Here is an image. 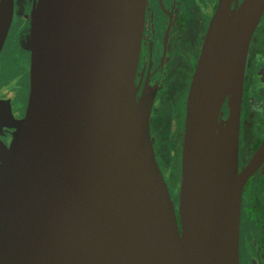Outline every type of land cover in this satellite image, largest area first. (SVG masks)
<instances>
[{"label":"water","instance_id":"obj_1","mask_svg":"<svg viewBox=\"0 0 264 264\" xmlns=\"http://www.w3.org/2000/svg\"><path fill=\"white\" fill-rule=\"evenodd\" d=\"M146 0H34L29 95L0 142V264H239L246 54L264 0H219L186 103L177 197L134 74ZM13 0H0V49ZM227 97V118L218 121Z\"/></svg>","mask_w":264,"mask_h":264},{"label":"flooded vegetation","instance_id":"obj_2","mask_svg":"<svg viewBox=\"0 0 264 264\" xmlns=\"http://www.w3.org/2000/svg\"><path fill=\"white\" fill-rule=\"evenodd\" d=\"M219 0H146L138 62L137 99H149V131L154 156L174 202L181 177L186 103L202 42ZM240 0H231L233 5ZM34 0H13L12 15L0 56L25 69L22 88L0 89V142L8 146L14 120L24 116L29 95L30 15ZM1 78V73H0ZM6 78L0 79L5 81ZM227 97L218 121L227 118ZM162 120L152 121V111ZM264 147V10L252 33L245 59L239 105L237 170ZM172 188L175 190L173 195ZM239 264H264V156L244 181L238 238Z\"/></svg>","mask_w":264,"mask_h":264},{"label":"rangeland","instance_id":"obj_3","mask_svg":"<svg viewBox=\"0 0 264 264\" xmlns=\"http://www.w3.org/2000/svg\"><path fill=\"white\" fill-rule=\"evenodd\" d=\"M7 53H4L0 56V73L1 78H6L5 81H0V89L4 87V85H9L8 87H12L15 85L17 89L22 88L25 82V69L16 63H11L8 59ZM161 111H152V121L153 123H158L162 120ZM173 195L175 194V190L172 188Z\"/></svg>","mask_w":264,"mask_h":264}]
</instances>
